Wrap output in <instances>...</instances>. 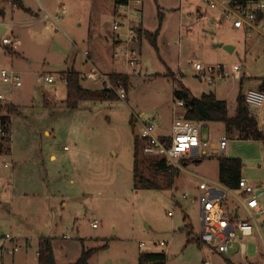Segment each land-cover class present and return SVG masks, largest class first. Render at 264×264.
<instances>
[{
    "label": "rangeland",
    "instance_id": "374dc122",
    "mask_svg": "<svg viewBox=\"0 0 264 264\" xmlns=\"http://www.w3.org/2000/svg\"><path fill=\"white\" fill-rule=\"evenodd\" d=\"M23 2L30 16L12 0L0 1L6 36H11L8 24H14V35L20 39L17 51L27 57V62L13 60L14 70L22 74V87L5 92L18 110L11 117V153L0 154V264H38L41 238L51 239L56 264L76 263L83 250H96L89 264H139L141 254L165 255L164 264H203L210 256L199 241L202 220L198 205L192 203L197 197L194 188L203 180L219 181L220 157L190 161L187 171L194 177L181 171L168 190L163 188L166 176L155 171L159 158L141 150L140 172L161 184L160 189H147L133 178L134 140L141 136L142 123H152L157 136L171 134L174 117L184 113L174 106L173 80L197 98L216 92L233 114L238 107L235 93L257 90V81L264 78V38L254 31L233 30L221 19L220 8L211 10L202 0H140L142 24L133 20L129 27L159 30L158 50L145 38L135 39L131 47L140 54V64L134 70L124 59H112L114 51L125 46L114 45L119 39L113 31L115 21L124 25L118 32L122 41L126 34V21L118 17L126 12L119 8L115 13L114 0ZM40 6L53 20L35 23L45 15ZM91 63L104 73L96 83L84 77L93 68ZM196 63L241 65L246 78L242 90L235 80L213 86L200 81ZM70 68L89 90L113 87L109 80L113 73L107 74L111 71L128 75L126 100L77 101L73 108L61 78ZM49 76L53 84L47 82ZM4 105L0 104V116L7 114ZM208 128L214 142L220 136L229 139L223 157L242 161L243 178L264 211V143L241 140L222 123L205 124V135ZM185 192L188 199L182 198ZM235 196L227 195L230 210L238 209V218L248 220ZM253 226V236L243 240L245 258L233 257L238 264H264V213ZM140 243L145 246L140 248ZM15 247L19 250L13 252ZM238 248L235 245L230 255ZM230 255L213 262L226 264Z\"/></svg>",
    "mask_w": 264,
    "mask_h": 264
},
{
    "label": "built area",
    "instance_id": "2783aa9c",
    "mask_svg": "<svg viewBox=\"0 0 264 264\" xmlns=\"http://www.w3.org/2000/svg\"><path fill=\"white\" fill-rule=\"evenodd\" d=\"M9 1V0H5ZM204 4L211 10L220 8L221 19L231 24L232 29H244L247 32H256L264 36V0H248L245 5L233 4L231 0H202ZM140 0H128L122 8L126 14L118 16L126 21V34L124 40L118 35L123 24L114 22L113 31L117 33L119 38L116 42L118 46L125 45L123 48L114 51L112 59L118 61L121 58L125 60L127 66L136 69L140 64V54L131 47L136 39L137 28L129 27L130 21L141 23L142 18L139 16ZM118 8V9H119ZM6 30L7 24H0ZM11 36L2 35L0 37V45L8 48L10 51H17L20 46L19 37L13 33L14 24H8ZM185 30L190 33L192 27H186ZM195 71L198 73L200 81H204L207 85L213 86L217 81L238 80L242 76V67L233 65L225 68L223 65H206L199 63L194 64ZM85 79L98 82L103 76L92 68ZM83 77V78H84ZM47 82H53L51 76L46 77ZM113 86V85H112ZM22 87L21 75L12 69L0 70V103H10V97H6L5 92L12 91L14 88ZM118 88V92L117 89ZM110 87L118 95L119 100H126V92L122 87ZM120 88V89H119ZM244 104L250 115L257 120L259 126L264 125V92L259 90H249L244 95ZM174 106L183 108V103L174 102ZM174 113V111H173ZM205 124H198L183 117H174L171 127V134L168 136H157L155 126L152 123H142V131L139 139L143 146L142 151L146 156L157 157L164 160L166 166L174 171L183 170L182 161H203L214 157H223L227 153L229 139L220 136L217 142H214L211 132L205 135L203 129ZM7 136L0 126V137ZM66 150V148H65ZM234 190H229L220 183L203 180L197 187V205L202 220V232L199 237L201 244H205L209 250V258L203 261V264H215L213 262L214 254L226 256L231 253L235 245H239L238 254L244 258L246 255V247L243 243L245 238L254 234V226L256 218L260 217L264 211L260 209L258 197L253 189L248 185L244 178H240L238 189L241 194L234 195ZM235 196V199L247 210L249 214L248 220H240L238 209L230 210L227 203V195ZM183 199L189 198V193L182 195ZM173 200H175L173 198ZM169 216H172L169 214ZM92 228H97V222L91 224ZM68 239V238H67ZM144 243H140L139 247L143 248ZM161 247H166L163 243ZM15 247L13 252L18 251ZM244 264H260L249 263Z\"/></svg>",
    "mask_w": 264,
    "mask_h": 264
},
{
    "label": "trees",
    "instance_id": "16d2710c",
    "mask_svg": "<svg viewBox=\"0 0 264 264\" xmlns=\"http://www.w3.org/2000/svg\"><path fill=\"white\" fill-rule=\"evenodd\" d=\"M233 4L245 5L248 0H231ZM13 5L21 7L18 1L12 0ZM128 0H114L115 13L117 9L126 5ZM159 30L155 33H150L142 29L136 30V39L142 40L145 38L151 46L157 48V38ZM69 91L70 98L73 100L71 106L76 108L77 101H92V102H110L119 100L115 91L111 89L89 90L84 89L81 85V76L74 69L61 74ZM169 78L171 76L168 75ZM109 80L113 87H122L125 92L129 90L130 78L128 75L113 73L109 75ZM174 81V102L183 103V115L185 120L198 123H222L228 133L236 132L241 140L257 141L264 143V130H262L257 120L252 117L244 104V96L239 98V106L235 115H231L228 110L226 101L218 100L213 93L203 94L200 98L195 97L192 92L185 87L180 81ZM259 91L264 92V78L260 79ZM1 104V103H0ZM3 109L6 111L5 116L0 117V126L7 136L0 139V154L10 152V127L11 115L15 114V109L12 105L5 104ZM0 110H2L0 108ZM133 123V122H132ZM142 142L138 137L134 140V165L133 178L142 187L147 189H160L161 184L157 180L145 178L140 172V157L139 152L142 150ZM219 160V182L229 190H237L240 178H242L243 163L240 159L221 157ZM202 162V161H201ZM155 171L163 173L167 180L163 188L172 189L176 172L170 170L164 160H159L155 164ZM105 245L103 247L106 248ZM96 253V250H83L81 257L74 264H89L90 259ZM38 264H56L53 253V245L51 239L41 238L38 244ZM166 261L165 255L160 254H141L139 255V264H164ZM226 263H230L225 259Z\"/></svg>",
    "mask_w": 264,
    "mask_h": 264
},
{
    "label": "crops",
    "instance_id": "0c3cea01",
    "mask_svg": "<svg viewBox=\"0 0 264 264\" xmlns=\"http://www.w3.org/2000/svg\"><path fill=\"white\" fill-rule=\"evenodd\" d=\"M1 1V0H0ZM2 1H5V0H2ZM16 1H18L19 2V4L21 5V7H18V6H16V8L17 9H19V11L20 12H24V13H28L27 15H29V12L30 13H32L31 12V10L30 9H28L26 6H25V4H24V2H23V0H16ZM38 2V1H37ZM39 3V2H38ZM15 7V6H14ZM40 8L43 10V11H45V9H44V7H41L40 6ZM0 13L2 14V15H4V11L2 10V11H0ZM30 16V15H29ZM33 16L35 17V18H37L39 15H37V14H33ZM39 18V17H38ZM46 19H52V17H51V15L49 14V13H47L46 11H45V15L44 16H42V17H40L39 19H37L36 21H35V23H37V22H42L43 20H46ZM53 20V19H52ZM54 22H55V24L56 25H58V23L54 20ZM142 22V21H141ZM0 24H5V23H0ZM11 24V23H10ZM142 24V23H141ZM142 26V25H141ZM14 28H15V25H14ZM14 28H13V30H14ZM143 28V27H142ZM6 29H7V27H6ZM141 29V28H140ZM142 30H144V29H142ZM234 30V29H233ZM239 30H244V29H239ZM244 31H246V30H244ZM14 33V32H13ZM6 35V30L4 31V27H2L1 25H0V37L2 36V35ZM115 34V33H114ZM260 35V34H259ZM261 37H263L264 38V36H262V35H260ZM136 40H138V39H136ZM140 40H138V42H139ZM107 42H108V40H107ZM114 45H117L116 43L114 44ZM25 58H27V57H25V55H24V53L23 52H18V51H14V52H10V50L8 49V48H6V47H4V46H2V45H0V70L1 69H12V70H14V66H15V62H13V60L14 59H21V60H23L24 62H27V59H25ZM11 61V64H9L10 66H8V67H4V65H7L6 64V62H8V61ZM87 62H91L90 61V59L87 57V60H86ZM92 64V63H91ZM241 66V65H240ZM92 67L93 68H95V65L94 64H92ZM242 67V66H241ZM72 69H74V68H70L68 71H70V70H72ZM96 69V68H95ZM242 71H243V67H242ZM16 72H18V71H16ZM67 72V71H66ZM99 73L101 72V71H98ZM19 73V72H18ZM102 73V72H101ZM100 73V74H101ZM110 73H115L114 71H111V72H109V73H107V74H110ZM20 74V73H19ZM61 74H63V73H61ZM21 76H22V74H20ZM101 75H104V73H102ZM106 75V74H105ZM52 78H53V76H51ZM62 78V77H61ZM260 79L261 78H259V81H257V83H256V85H257V88H259L260 87ZM246 80V78H245V75L244 74H242V76H240V78L238 79V80H235V81H237V83L239 84V86H240V89L242 90V85L244 84V81ZM53 82H54V79H53ZM53 82H52V84H53ZM21 88V87H20ZM14 89H19V88H14ZM13 89V90H14ZM13 90L11 91V92H13ZM258 90V89H257ZM10 91H6V94H9V93H11ZM12 94V93H11ZM213 94L217 97V99L218 100H222V101H226V103H227V105H228V101L226 100V99H220L218 96H217V93L216 92H213ZM240 96H244V95H242V94H239V96L238 95H236V93H235V99L237 100V103H238V106H239V98H240ZM10 97V103H8L9 105H12L13 107H14V109H15V111L16 110H18L17 108H16V104L12 101V96L10 95L9 96ZM237 108L238 107H235V111H234V113L233 114H231V115H235V113H236V110H237ZM229 110V109H228ZM230 113V112H229ZM1 117V116H0ZM11 117H12V115H11ZM11 117H10V121H11ZM12 122V121H11ZM262 130H264V125L263 126H259ZM11 128V127H10ZM48 134V133H47ZM10 139H11V130H10ZM229 145V144H228ZM9 153H11V149H10V152ZM8 153V154H9ZM55 157L54 156H51V159L53 160ZM189 162L190 161H182V166H183V170H182V172H185L186 174H189L191 177H194L193 176V174L190 172V171H187V166H188V164H189ZM201 162V161H200ZM180 172L181 171H179V172H176V176L177 177H179V175H180ZM242 178H243V175H242ZM212 182H214V181H212ZM217 183H220L219 181L217 182ZM221 184V183H220ZM222 185V184H221ZM173 186H174V184H173ZM223 186V185H222ZM173 188V187H172ZM194 190L197 192V187H195L194 188ZM197 195H198V192H197ZM189 197H190V194H189ZM197 197H196V199H193V201H192V203L193 204H197ZM236 216H238V214H236ZM238 250H239V248H238ZM230 255V254H229ZM232 256V257H231ZM234 256H239V254H238V251L235 253V254H231L230 255V260H229V258H228V260L230 261V263H232V264H238L237 262H234V260H233V257ZM246 256V255H245ZM214 259H217V260H219V259H223V258H219L220 256L219 255H216V254H214V256H212ZM240 257V256H239ZM242 258V257H241ZM245 258V257H244ZM244 258H242V259H244ZM225 260V259H224ZM224 262H226V261H224ZM160 264V263H159ZM226 264H228V263H226Z\"/></svg>",
    "mask_w": 264,
    "mask_h": 264
},
{
    "label": "water",
    "instance_id": "95a60500",
    "mask_svg": "<svg viewBox=\"0 0 264 264\" xmlns=\"http://www.w3.org/2000/svg\"><path fill=\"white\" fill-rule=\"evenodd\" d=\"M225 49H226L227 51H229V52H232V50H233V49L230 48V47H226ZM199 162H200V161H197V163H199ZM235 216H236V215H235Z\"/></svg>",
    "mask_w": 264,
    "mask_h": 264
}]
</instances>
